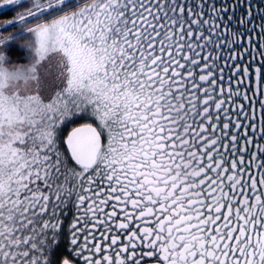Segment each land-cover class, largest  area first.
<instances>
[{
	"label": "snow or ice",
	"instance_id": "obj_1",
	"mask_svg": "<svg viewBox=\"0 0 264 264\" xmlns=\"http://www.w3.org/2000/svg\"><path fill=\"white\" fill-rule=\"evenodd\" d=\"M206 3L33 0L0 23V264H264V100L231 107L253 73L264 95V43L253 69L256 29L228 27L251 0Z\"/></svg>",
	"mask_w": 264,
	"mask_h": 264
},
{
	"label": "trees",
	"instance_id": "obj_2",
	"mask_svg": "<svg viewBox=\"0 0 264 264\" xmlns=\"http://www.w3.org/2000/svg\"><path fill=\"white\" fill-rule=\"evenodd\" d=\"M42 2H43V0H42ZM74 2L82 5L84 2H86V0H74ZM181 2H182V0H181ZM201 2H202V0H188V3L191 6H195ZM251 2L253 3L254 9L256 11V15H255V18L252 21V23L248 24L246 26H242L238 23L237 19H233L228 27H229V31H231V32H245L246 28L248 30H251L253 28L256 29L255 31L252 32V37H253V40L255 41L254 44H251V45L248 44L246 36H245V39L243 41L245 47L253 49L252 55L247 56V58L244 62L251 61L253 55H255L257 57V60L253 61V69H254L257 66L258 62L261 60L259 53L255 51L256 45L259 43H264V40H262L257 35V33L260 31V29L257 26L260 25L261 23H264V20L261 19V13H260V9L264 8V3H261V0H251ZM32 3H33V0H21L20 4L9 5L7 7L0 8V23L6 21L8 19L16 18L19 14L24 13L28 8H30L32 6ZM234 4H235V0H207L206 6L203 8V12L206 14L204 18L208 19L209 21L214 19V13L212 12V6L213 5H215L216 9H220L221 7L233 6ZM0 5H3V0H0ZM246 7H247V5H243L240 8H236L235 9L236 16L247 19V17H245L243 15ZM194 10L197 12L201 11L200 8H196V7H194ZM232 16H233V13L228 12L227 17H232ZM227 17H225V21L227 20ZM29 19H30V26L35 25V23L37 22V20L35 18H29ZM44 19H45V17L41 16L39 22H44ZM48 19L50 20L51 17H48ZM217 22L220 23V21H217ZM19 28H20V26L18 25L17 28L10 29V31L16 32V31H19ZM221 31H223V30H221ZM7 34L8 33H5V35H7ZM205 34L207 35V32ZM29 36H30V34H29ZM229 38L232 39V37H229ZM17 43H23V41H17ZM208 50L210 51V49H208ZM238 51H243V49L239 48V47H237L235 49H231V50L230 49H218L217 52H213L212 55L216 56L218 54H222L223 59L218 61L217 63H223L224 60L227 59L230 52H231V54H235ZM9 55H10L12 61L16 64V66L26 65L27 61H29L31 58L28 50L13 49ZM53 63H54V61H53ZM228 63L231 64V63H233V61H228ZM231 74H232L231 70L226 66L225 72H224L225 90H227V87H228L227 78ZM236 79H238V78H236ZM236 79L233 80V84H232L234 90L237 87ZM247 89H250V90H248L247 94L255 102L254 106L257 110V114L259 115L260 108H261L259 101L264 100V95L256 94L257 84H256L254 73H253L250 81H246L245 85L239 86V90H240L242 95H241V97L236 98V104L231 105V107H233V109H235L237 104H240V103H243L245 105L248 104V101L243 100V93ZM226 106H228V105H226ZM248 110H250V108ZM85 122H90V120L85 121V120H79L77 118V123L69 122L66 126H64V129H65L64 130V136H66L67 133L73 127H76V126L83 124ZM257 124L259 125V120L257 121ZM258 142L261 144H264V141H258ZM70 209L71 210L67 212V216L65 218H63L64 219L65 232L67 231L68 223L71 221V219L73 218V215L75 214V208H72L70 206ZM59 244H60V251L64 252L66 254V250L69 248V238L67 236H65L64 238H62L60 240Z\"/></svg>",
	"mask_w": 264,
	"mask_h": 264
},
{
	"label": "rangeland",
	"instance_id": "obj_3",
	"mask_svg": "<svg viewBox=\"0 0 264 264\" xmlns=\"http://www.w3.org/2000/svg\"><path fill=\"white\" fill-rule=\"evenodd\" d=\"M34 26V25H33ZM29 61H27V63H28ZM21 66H24V65H21Z\"/></svg>",
	"mask_w": 264,
	"mask_h": 264
},
{
	"label": "water",
	"instance_id": "obj_4",
	"mask_svg": "<svg viewBox=\"0 0 264 264\" xmlns=\"http://www.w3.org/2000/svg\"><path fill=\"white\" fill-rule=\"evenodd\" d=\"M78 126H79V125H78ZM76 127H77V126H76ZM70 131H71V130H70ZM70 131H69V132H70Z\"/></svg>",
	"mask_w": 264,
	"mask_h": 264
}]
</instances>
